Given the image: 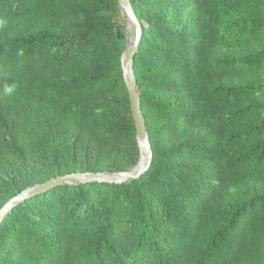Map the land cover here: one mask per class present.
<instances>
[{
	"label": "trees",
	"instance_id": "1",
	"mask_svg": "<svg viewBox=\"0 0 264 264\" xmlns=\"http://www.w3.org/2000/svg\"><path fill=\"white\" fill-rule=\"evenodd\" d=\"M150 166L62 184L0 223V264H264V0H130ZM119 0H0V208L27 165H137ZM15 85L13 94L4 88ZM22 192L23 186L18 187Z\"/></svg>",
	"mask_w": 264,
	"mask_h": 264
},
{
	"label": "water",
	"instance_id": "2",
	"mask_svg": "<svg viewBox=\"0 0 264 264\" xmlns=\"http://www.w3.org/2000/svg\"><path fill=\"white\" fill-rule=\"evenodd\" d=\"M119 6L127 16L130 23L135 29V36L131 44L125 47L121 55L123 80L128 91V96L131 105L132 116L135 122L136 139L140 151V159L136 166L132 169L116 174L106 173H72L66 175H60L55 178H51L44 183L37 184L32 188L26 189L19 194L10 198L0 208V223L2 219L7 215L8 211L20 201L26 200L28 197L35 193H39L56 187L62 184H73L76 182H90L99 181L105 183H122L129 179H135L139 177L146 169L149 168L152 151L149 144L147 128L144 122V117L141 111L140 94L136 85V80L133 73V59L137 53L138 46L141 39V26L137 16L134 13L130 0H119ZM132 80L134 83H132Z\"/></svg>",
	"mask_w": 264,
	"mask_h": 264
},
{
	"label": "rangeland",
	"instance_id": "3",
	"mask_svg": "<svg viewBox=\"0 0 264 264\" xmlns=\"http://www.w3.org/2000/svg\"><path fill=\"white\" fill-rule=\"evenodd\" d=\"M122 10V9H121ZM117 22L120 24L122 31L125 35V45L126 47L131 44L134 36L135 29L133 25L128 20L127 16L124 14L123 10L121 12L120 18H117ZM253 50H264V40H255L250 43H237L226 47L223 52L228 54L241 55L251 53ZM52 164L41 162L36 166L27 165L24 168L23 176L16 180V188L13 190L15 194H19V186H23V190L32 188L33 186L44 183L47 180L53 178L52 176ZM243 189L247 193H264V179L255 178L248 180L244 183Z\"/></svg>",
	"mask_w": 264,
	"mask_h": 264
},
{
	"label": "clouds",
	"instance_id": "4",
	"mask_svg": "<svg viewBox=\"0 0 264 264\" xmlns=\"http://www.w3.org/2000/svg\"><path fill=\"white\" fill-rule=\"evenodd\" d=\"M2 23H3V21H0V24H2ZM14 90H15V85L7 86L4 88V93L7 95H11V94H13Z\"/></svg>",
	"mask_w": 264,
	"mask_h": 264
},
{
	"label": "bare ground",
	"instance_id": "5",
	"mask_svg": "<svg viewBox=\"0 0 264 264\" xmlns=\"http://www.w3.org/2000/svg\"><path fill=\"white\" fill-rule=\"evenodd\" d=\"M128 46H129V45H128ZM132 83H134L133 80H132Z\"/></svg>",
	"mask_w": 264,
	"mask_h": 264
}]
</instances>
